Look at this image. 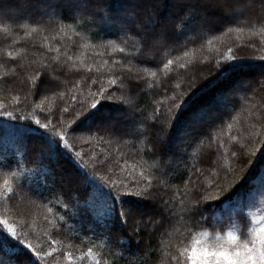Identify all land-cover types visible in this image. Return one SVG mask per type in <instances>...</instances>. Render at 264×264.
<instances>
[{
    "label": "trees",
    "instance_id": "1",
    "mask_svg": "<svg viewBox=\"0 0 264 264\" xmlns=\"http://www.w3.org/2000/svg\"><path fill=\"white\" fill-rule=\"evenodd\" d=\"M238 1L248 0L223 5L229 10ZM118 2L88 1L79 18L62 14L42 24L29 19L11 28L0 20V113H12L0 115V264H157L171 224L160 214L165 203L180 216L198 199L194 215L206 220L235 217L248 196L264 194V7L252 17L235 11L238 19L172 49L199 16L188 6L161 25L158 16L166 17L172 2L163 0L144 11L154 14L150 24L127 20L134 23L128 37L141 27L159 36L133 56L128 40L108 31L119 18ZM102 6L107 12L95 11ZM86 16L104 18L105 30L78 25ZM7 70L15 76H4ZM136 94L131 114L144 121L143 132L115 142L99 130L102 119L118 113V124H130L125 100ZM190 114L194 122L210 117L199 131L192 126L181 135ZM85 125V135L78 133ZM126 139L133 142L122 144ZM176 162L185 169L162 177L160 170ZM139 210L151 215L143 223L160 220L155 233L134 223L130 214Z\"/></svg>",
    "mask_w": 264,
    "mask_h": 264
},
{
    "label": "rangeland",
    "instance_id": "2",
    "mask_svg": "<svg viewBox=\"0 0 264 264\" xmlns=\"http://www.w3.org/2000/svg\"><path fill=\"white\" fill-rule=\"evenodd\" d=\"M61 1L62 0H38L39 4L47 5L50 9V11H48L44 15H40L38 12H32L30 14L21 15L15 9H5L3 12H0V20H2L5 23H8L11 26V28H15L16 26L24 25V22L29 19H34V20L36 19L38 24H42V23L57 21L61 16H63L62 14H75L79 18L81 15L80 13L82 11L84 10L87 11L88 9L91 8V6L87 4L88 1L90 2V1H95V0H64L62 3H60ZM261 1H258V2L255 0L240 1V2L238 1L239 3L237 2V3L232 4L231 5L232 8L227 10L226 5H223V4H226L224 3L225 0H172V2L169 3L168 5L170 13H168L166 17L158 16V20L161 23V25H163L165 23L170 22L171 17L178 15L177 12L179 11V9L185 8V7H187L186 9H189L188 6L196 7L195 8L196 13L199 16V19L197 20L198 24L194 26V28L185 26V28L187 29V34L184 35V37L178 38L170 45L172 49L180 48L184 43L188 42L193 37H201L206 32H209L214 27L218 26L221 22L223 21L228 22V21H233V19H238L235 17L236 16L234 14L235 11L239 12V14L242 16L251 15L250 17H252V16L257 15L258 13L261 12L262 7H264V0H261ZM56 2L60 4L58 6H55ZM162 2L163 0H119V2L117 3L115 10L119 18L118 19L116 18V20L112 21V27L108 28V31H114L118 37L128 40L127 45L129 49H131L132 52L134 51L133 53L130 52L131 55L134 56L138 54L139 52H140V55L143 54V52L145 53L146 51L144 48L146 47L147 41L150 38V36H155L156 39L159 36L157 37V34H156L157 32L154 33L151 27H141V29L139 28L137 35L132 38L128 37L127 30L130 27H132L135 22H138L139 24H141V26L146 25L147 23L150 24L151 17L154 14L153 15L148 14V13L144 14V11H148V9H150V11L155 10V7H152V6L161 5ZM105 8H106L105 6H102L99 9H95V11L107 12L105 11ZM226 10L228 11V14L225 15ZM131 17L134 20L133 24H130L129 22H127V20ZM101 19H104V18L99 17L98 19H94V18L90 19V17L87 18L86 16V18H83L84 21L82 22L80 21L78 25L86 26V30L88 32L97 31V29L105 30L106 23H104V21H102ZM90 21H93L94 25H92ZM106 22L108 23V21ZM4 35L8 36L7 33H4ZM161 43L162 41L160 42V44ZM160 44L158 43L156 44V42H154V46H157ZM145 59L150 60V58L148 57H146ZM42 65L39 64V67H42ZM43 68L45 69V67ZM44 69H42V74H43ZM51 70L54 71L53 69ZM44 71H46L45 74L49 78V80H51L54 83L58 82L55 77L51 76L49 69L44 70ZM15 73H16V70L15 71L7 70L4 73V76L12 77V76H15ZM255 78L258 79V74L256 75ZM244 84H245V81H244ZM39 87L44 89L46 93H49V96L53 94L54 92L50 90L51 88L49 86H46L44 84H41ZM11 90L13 91V89ZM143 93L146 94V91L143 90L141 94ZM229 97H231L230 94H229ZM236 97L241 98V95L236 94ZM128 98L131 99L133 102L131 106L127 104L128 111L130 112V114L129 112L125 114L127 115L126 118L130 119V124L124 125V126L122 124H118V120L116 117L120 116V114L114 113L113 115L109 114L108 116L103 115L105 118L102 119L101 126L99 127L100 131H103L104 133H107L108 135H110L112 137V140L115 142H118L119 140H121L122 139L121 137H126L128 135L136 137L143 132L141 124L144 121L141 118H139V116L135 117V116H132L131 114L135 112V110H132V106L138 99V95L137 94L130 95V97L128 96ZM217 106H220V105H217ZM226 109L227 108H220L219 111L223 113L224 110L226 111ZM214 115H215L214 113L211 114V116H214ZM209 117L210 115H206L199 122L198 121L194 122V120L196 119L194 115L192 114L188 115L186 122L182 123V124H185V127H183L180 134L182 135L186 131L188 132V128L192 126H194L193 131H199L206 124ZM86 127L87 125L77 130V132L82 135H85L88 129ZM160 140H162V138H159V141ZM131 142L133 141L126 139V140H123L121 143L124 145H127V144L129 145ZM183 142H187L186 139L183 140ZM106 150L109 151V148H106ZM108 154H111V153H108ZM104 163L105 162L102 161V165H104ZM183 168L185 169V165L183 166ZM183 168L180 167L179 163L176 162L174 163V165H171L170 168L168 167L167 171L160 170L161 171L160 174L164 178H173ZM64 173L66 172L62 171V175H64ZM161 182L163 184L166 183V181H163V180ZM160 188H162V186H160ZM262 192L263 190L259 191V193H262ZM250 197L256 198L254 193H252L251 196H248L247 204L241 210H244L246 208L245 211H251L253 210L252 209L253 204H256L258 206L260 203L264 202V194H259L258 199L256 200L257 202L253 201V199H250ZM17 198L19 197L17 196L16 199ZM153 202H154L153 200H151L150 203H148L147 201L148 204H154ZM169 208L170 207L165 203L163 207L161 208L160 214L163 217L165 216L168 219V221L172 223L174 219L179 218V214L176 212L170 211ZM146 214H148L147 217H151V215L148 213V210H145V211L139 210L138 212L134 214H130V217H132L134 219V223L137 224L142 229L144 227V224L146 225L147 223L146 231L149 234H153L160 227L161 222L159 219H155L154 221L150 223L146 221L143 223L142 217L143 215H146Z\"/></svg>",
    "mask_w": 264,
    "mask_h": 264
},
{
    "label": "clouds",
    "instance_id": "3",
    "mask_svg": "<svg viewBox=\"0 0 264 264\" xmlns=\"http://www.w3.org/2000/svg\"><path fill=\"white\" fill-rule=\"evenodd\" d=\"M5 9L21 15L50 11L38 0H0V12ZM199 204L198 199L189 200L181 208L183 215L162 234V258L157 264H264V202L235 217L210 216L206 220L194 215Z\"/></svg>",
    "mask_w": 264,
    "mask_h": 264
},
{
    "label": "snow or ice",
    "instance_id": "4",
    "mask_svg": "<svg viewBox=\"0 0 264 264\" xmlns=\"http://www.w3.org/2000/svg\"><path fill=\"white\" fill-rule=\"evenodd\" d=\"M9 55H12V53H9ZM228 58H229V59H232L231 56H229ZM236 62H239V60H237ZM169 63H171V61H169ZM0 67H2V65H0ZM167 67H168V65L166 64V65H165V68H167ZM234 68H235V65L232 63V64H229V65L227 66V68H225V71H228L229 69H234ZM112 83H115V81H112ZM13 99H17V98L14 97ZM125 103H127V104H129V106H131L133 102H132L131 99H126V100H125ZM97 111H99V109H97ZM0 115H8V116H11L12 113H10V112H8V113H0ZM77 115H78V113H77ZM91 115H92V112H88L87 115L83 116V119H82L80 122L86 121V120L89 118V116H91ZM36 123L39 124L40 122L37 120ZM42 127H47V125H42ZM54 148H55V141H52V142L49 144V150H50L51 152H53ZM146 178H147V177H146ZM4 186H8V180H7V179L4 180ZM10 190H11V189L9 188V191H10ZM128 191H129V192H133L132 189H128ZM133 194L136 195V196H142V195H145V194H146V191H142V190L137 189V190H135V191L133 192ZM13 235H16V234L13 232ZM28 247H32V245H28ZM90 251H91V250H90ZM37 255H39V253H37Z\"/></svg>",
    "mask_w": 264,
    "mask_h": 264
}]
</instances>
